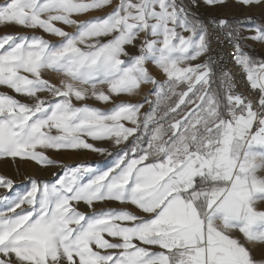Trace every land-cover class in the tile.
<instances>
[{
	"label": "snow or ice",
	"instance_id": "obj_1",
	"mask_svg": "<svg viewBox=\"0 0 264 264\" xmlns=\"http://www.w3.org/2000/svg\"><path fill=\"white\" fill-rule=\"evenodd\" d=\"M199 7L0 3V25L27 30L0 35V158L48 166L61 163L49 151H107L89 140L121 146L106 169L61 164L51 183L28 177L26 192L0 197V264H264V55L246 43L264 44V15L245 35ZM91 11L102 14L75 19ZM214 30L230 54L215 53Z\"/></svg>",
	"mask_w": 264,
	"mask_h": 264
},
{
	"label": "rangeland",
	"instance_id": "obj_2",
	"mask_svg": "<svg viewBox=\"0 0 264 264\" xmlns=\"http://www.w3.org/2000/svg\"><path fill=\"white\" fill-rule=\"evenodd\" d=\"M5 0H0V3H4ZM115 2V0H114ZM204 2L203 1H200ZM252 10L250 12L254 15H257V17H261L264 15V10L257 8V7H246L242 4L238 3L237 0H226L224 4L218 5V6H201L196 9L199 10V15L202 16L204 13L211 14L212 16H226L227 14H230V12L240 11V12H246V10ZM109 9H104L103 12H107ZM102 13L100 11H91L85 15L77 16L75 19L77 20H85L90 18L91 16L101 15ZM63 26V25H62ZM66 27V30L73 31L74 28L72 27ZM27 31L26 29L15 26V25H0V35L6 34V33H21ZM50 40H57L58 38L48 36L47 37ZM150 70L153 72L154 75H156L158 78L162 79L163 76L159 72V70L155 67V65H149ZM45 78L50 79L52 82H57L59 79L58 74H47ZM0 91L10 92L9 89L5 87H0ZM143 91H147V88L143 89ZM20 99H25L24 97H18ZM115 100H132L133 102L140 101L142 99V94L134 97H128V96H120V97H114ZM90 104H94L97 107L106 108L110 107L111 105L102 104L99 102H96L94 100L88 101ZM147 107V105L145 106ZM89 142L95 143L98 147H102L107 149L105 153H98L94 152L92 150H62L59 152L56 151H49L47 154L61 162L57 165H48V166H40L36 164L33 161L30 160H21L17 158L15 161H13L11 158H0V175L6 176L8 178H11L14 181V186L11 190L4 189L0 187V197L9 196L11 198H14L18 194H23L26 192L30 187V181L28 180V177L36 178L40 181H46L51 183L56 178L53 174L54 173H61L62 168L61 164L63 165H71L75 166L77 164H85L86 166H91L93 168H101L106 169L107 167H110L113 163V161L116 159V153L119 151V148L121 146H116L113 143L109 141L105 142H95L89 140ZM111 153V155L109 154ZM4 201L0 200V208L3 207ZM118 203H110V204H102L97 203V208L102 207H120ZM81 210L88 211V209L81 204L80 205ZM134 210V209H133Z\"/></svg>",
	"mask_w": 264,
	"mask_h": 264
},
{
	"label": "crops",
	"instance_id": "obj_3",
	"mask_svg": "<svg viewBox=\"0 0 264 264\" xmlns=\"http://www.w3.org/2000/svg\"><path fill=\"white\" fill-rule=\"evenodd\" d=\"M200 1H203V0H200ZM200 5L205 6L206 4L204 2H201ZM194 11L198 12L199 14V10L194 9ZM250 11L252 10L247 9L246 12H240V11L230 12V14H227L226 16H217V18H238L239 20L244 22L242 27L244 29V34L247 35L249 34L248 29L253 25L254 22H259V18H260V17H257V15L252 14L258 11H255V12H250ZM213 17H216V16H213ZM248 17H252V20H249ZM246 43L249 46L247 50L254 52L257 55H264V53L254 49V46H262L263 44L254 42L251 40L247 41Z\"/></svg>",
	"mask_w": 264,
	"mask_h": 264
},
{
	"label": "built area",
	"instance_id": "obj_4",
	"mask_svg": "<svg viewBox=\"0 0 264 264\" xmlns=\"http://www.w3.org/2000/svg\"><path fill=\"white\" fill-rule=\"evenodd\" d=\"M202 17L212 18L213 16L211 14L204 13V14H202ZM217 36H220V38L223 39L222 33L220 31H218V30H214L212 46H213V49H214L215 53L217 55H225V56H226V54H230L232 52L231 45L228 44L227 42H225L223 45L219 44L217 42V39H216ZM254 49L264 53V44L262 46H254ZM222 63H224V65L227 66V67H233L234 68V66L229 62V60L227 58H225L222 61Z\"/></svg>",
	"mask_w": 264,
	"mask_h": 264
}]
</instances>
